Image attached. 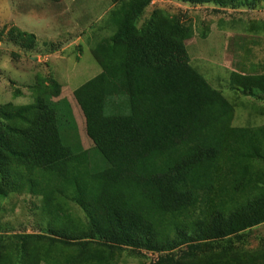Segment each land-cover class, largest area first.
<instances>
[{
  "label": "trees",
  "instance_id": "obj_1",
  "mask_svg": "<svg viewBox=\"0 0 264 264\" xmlns=\"http://www.w3.org/2000/svg\"><path fill=\"white\" fill-rule=\"evenodd\" d=\"M111 1L91 48L102 70L73 91L102 168L64 141L53 73L36 76L31 102L0 105V202L38 197L45 223L15 231L0 218V264H264V236L252 243L264 227V120L235 124L243 96L264 102V71L231 70L215 86L192 61L181 7ZM176 1L214 13L258 5ZM4 39L26 51L38 41L0 18ZM247 103L264 117V104Z\"/></svg>",
  "mask_w": 264,
  "mask_h": 264
},
{
  "label": "rangeland",
  "instance_id": "obj_2",
  "mask_svg": "<svg viewBox=\"0 0 264 264\" xmlns=\"http://www.w3.org/2000/svg\"><path fill=\"white\" fill-rule=\"evenodd\" d=\"M225 1V0H224ZM111 0H0L1 26H16L33 32L37 45L28 51L6 39L0 41V105L9 101L17 104L33 100L30 85L38 74L53 73L62 84V96L54 99L59 110L60 126L64 141L77 151L88 150L91 164L102 168L105 160L85 132V121L77 105L73 91L99 74L102 70L91 48L102 36L99 29L102 19L112 6ZM172 11L181 7L192 19L193 36L186 39L195 66L199 67L215 86L227 88L231 70L250 72L264 71V31L256 26L264 18V0H257L255 8L244 6L242 11L214 13L209 4L191 6L176 0H154ZM232 14V15H229ZM233 18V19H231ZM254 25V29L249 28ZM211 28L206 38L201 30ZM244 36V37H243ZM248 37V38H246ZM248 39L244 50L241 39ZM254 42V43H253ZM56 48L55 51L50 50ZM14 53L19 54L16 58ZM20 89L21 95L15 97ZM226 91V90H225ZM225 93H230L226 91ZM244 105L237 109L236 125L247 120L260 124L264 120L247 101L264 104L252 96L242 97ZM251 114V115H250ZM41 201L29 193L14 194L0 202V218L15 231L43 228L44 217ZM78 213H82L79 209ZM252 243L264 236V227L252 231ZM42 264H47L42 262ZM119 264H140L139 260L123 257Z\"/></svg>",
  "mask_w": 264,
  "mask_h": 264
},
{
  "label": "crops",
  "instance_id": "obj_3",
  "mask_svg": "<svg viewBox=\"0 0 264 264\" xmlns=\"http://www.w3.org/2000/svg\"><path fill=\"white\" fill-rule=\"evenodd\" d=\"M244 37V36H243Z\"/></svg>",
  "mask_w": 264,
  "mask_h": 264
}]
</instances>
